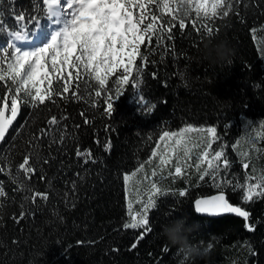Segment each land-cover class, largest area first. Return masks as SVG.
Returning <instances> with one entry per match:
<instances>
[{
	"label": "trees",
	"instance_id": "obj_1",
	"mask_svg": "<svg viewBox=\"0 0 264 264\" xmlns=\"http://www.w3.org/2000/svg\"><path fill=\"white\" fill-rule=\"evenodd\" d=\"M33 7L34 0H14L11 4L0 0V11L9 26L16 24L10 8L32 14ZM150 7L165 22L170 20L155 5ZM42 22L48 23L46 19ZM173 23L174 39L166 43L174 47L175 55L165 53L162 47L145 53L149 61L143 67L139 94L156 105L151 114L141 112L137 90L129 83L120 97L113 93V113L108 116L103 97L94 96L98 85L93 80L90 89L84 79L80 82L79 101L58 98L56 105L38 109L22 106L0 145V158L8 156L14 165L13 173L22 156L33 150L28 143L31 137H39V129L47 127L46 120L51 115L68 117L59 125L66 138L63 144L50 143L51 136L39 139L36 174L28 180L20 173L26 185L49 193L47 201L37 198L35 205L24 201L23 195L31 193L17 192L10 177L0 173V183L8 193L6 198H0V264H179L183 257L176 255L177 248L167 244L161 225L180 216H186L189 224L200 225L190 240L213 245L209 256L194 264H264V198L245 203L240 190L231 185L224 189L230 203L249 211V223L255 225L253 232L246 230L243 219L199 217L194 201L216 194L217 189L208 178L199 181L194 168L186 170L191 175L175 180L167 177L168 169L174 170L175 160L163 173L157 169L155 179L160 181L164 176L160 182L169 193L159 196L157 208L150 211L153 232L130 250L137 231L122 228L128 219L123 175L150 158L163 131L174 132L189 125L216 127L217 147L225 146L231 161L227 176L233 184L243 182L245 171L253 176L264 172V0H233L231 14L215 20L219 31L210 37L203 30L197 33L190 20L183 30ZM7 39L6 34H0V45L6 46ZM208 39L227 41L235 49L233 62L217 66L202 61L200 49ZM121 74L122 69L117 75ZM114 80L115 77L109 80L113 88ZM93 101L99 107H93ZM85 119L90 122L85 123ZM55 135L59 141V132ZM105 144L111 145L109 150H105ZM77 148L90 151L95 163L85 164L83 157L76 156ZM155 159L151 165L145 164L144 172L137 173V181L145 173L151 174ZM242 160L249 163V169H243ZM180 190L186 191L184 197L178 195ZM21 204L28 215L17 223L13 217L19 216ZM165 245L168 252L163 250ZM249 245L255 255L248 251Z\"/></svg>",
	"mask_w": 264,
	"mask_h": 264
},
{
	"label": "snow or ice",
	"instance_id": "obj_2",
	"mask_svg": "<svg viewBox=\"0 0 264 264\" xmlns=\"http://www.w3.org/2000/svg\"><path fill=\"white\" fill-rule=\"evenodd\" d=\"M13 2L14 0H9L10 4ZM236 2L239 3L240 0ZM151 5H155L156 10L168 14L170 20L165 22L161 16L156 15ZM232 10L233 0H188L187 12L183 18L178 19L175 0H42V2L34 0L32 14L9 9L16 21L13 26L5 22L4 13L0 11V34H6L8 37L6 46L0 45L2 54L0 86L3 89L0 92V142L4 141L22 106L38 109L46 107L47 104L56 105L58 98L64 101L70 98L81 100L82 79L88 83L90 89L93 87L90 82L93 80L96 82L98 88H95L94 96L103 97V104L106 106L104 111L108 116L113 113V93L115 97H120L124 92V86L129 83L137 90V104L141 107V112L151 114L156 105L139 94L143 67L149 61L145 53L162 47L165 53L171 52L175 55L174 47L166 43L167 40L174 39L173 22H177L179 28L183 30L186 28V22L190 20L197 33L203 30L210 37L214 31H219L215 20L227 18ZM42 19H46L48 23L44 24ZM39 33L46 35L47 42L39 47H33L31 38ZM138 59L141 64L136 63ZM161 59H164V55H161ZM121 69L122 74L117 75ZM112 77H115L114 88L109 85ZM92 106L99 107V104L93 101ZM66 119L67 116L62 115L58 118L51 115L46 120L47 127L39 129V137L33 135L28 142L33 150L22 156L21 162L15 165V173L12 171L14 165L8 156L0 158L3 161L0 163V173H6L10 177L12 183L16 185L15 190L31 193L30 196L23 195L24 201H31L35 205L37 198L48 200V192H39L26 185L20 173L22 172L24 179L28 180L36 174L34 161L38 162L39 158V139L51 136L50 143L63 144L66 133L60 130L59 125ZM89 122L85 119V123ZM261 128H264V122L261 123ZM57 132L59 141L55 135ZM190 133H199L201 140L207 141L195 158L194 169L198 173V179L204 182L208 178L217 189L216 194L194 201L196 213L209 216L234 214L244 220L247 231H255V225L249 223V211L230 203L224 189L231 185L234 190H240L241 200L245 203L264 198V172L253 176L245 171L243 182L233 184L227 176L231 161L226 154L225 146L221 144L219 150L214 149V144L219 140L217 128L189 125L177 132L163 131L151 151L150 158L140 163L130 174L123 175L126 192L130 183L142 185L147 182L143 191L140 187L136 188L135 202L140 207L133 210L132 202L129 201L128 219L122 224L124 230L137 231V237L130 250L136 249L139 243L153 232L150 211L157 208L159 196L169 193L160 182L165 177L161 176L160 181L155 179L158 175L157 169L163 173L175 160L174 170L169 168L167 177L175 180L185 174L191 175L190 172H186L187 169L193 168L192 149L189 147L193 144V139ZM104 147L105 150H109L111 145L105 144ZM233 148L235 149V145ZM181 151L182 156L179 155ZM75 154L78 158L83 157L85 164L89 161L95 163L90 151H81L77 148ZM243 155L246 156L247 153ZM152 158H157L158 163L152 168L151 174L145 173L142 180H134L137 173L144 172L145 164H152ZM241 163L243 169H249V163L243 160ZM41 179L44 177L41 176ZM253 180L254 183L251 182ZM75 187V182H72L73 190ZM178 195L184 197L186 191L180 190ZM7 196V191L0 183V198ZM0 207H3L2 201ZM20 207L19 216L13 217L17 223L28 215L24 210V204ZM212 247L213 245L209 243L208 250ZM163 250L168 252V246L165 245ZM248 251L252 255L256 254L250 245ZM179 254L177 251L176 255ZM179 264H186V258H182Z\"/></svg>",
	"mask_w": 264,
	"mask_h": 264
},
{
	"label": "clouds",
	"instance_id": "obj_3",
	"mask_svg": "<svg viewBox=\"0 0 264 264\" xmlns=\"http://www.w3.org/2000/svg\"><path fill=\"white\" fill-rule=\"evenodd\" d=\"M177 18H183L188 10V0H175ZM235 49L225 40L213 42L208 39L200 49L199 58L211 65H227L233 62ZM198 222L188 223L186 216H180L169 220L161 225V235L167 244L177 248L180 255L186 258L187 262L194 264L197 260H204L209 256L208 245L202 241L189 239L191 233L198 231Z\"/></svg>",
	"mask_w": 264,
	"mask_h": 264
},
{
	"label": "rangeland",
	"instance_id": "obj_4",
	"mask_svg": "<svg viewBox=\"0 0 264 264\" xmlns=\"http://www.w3.org/2000/svg\"><path fill=\"white\" fill-rule=\"evenodd\" d=\"M37 36H39L40 38L38 40V43L36 42L35 44H32L33 47H39V46H41V45H43L44 43L47 42V37H46V35L44 33H39ZM32 42H33V40H32ZM185 127H187V126H185ZM185 127H183V128H185ZM194 127H196V126H194ZM174 132H177V131H174ZM189 135H191L192 139H193V144L189 145V147H191V149H192V151H191V156H192L191 163L193 164V168H194L195 158L203 150V148L205 147L207 141L206 140H201V137H200L199 133H190ZM217 143H218V141H217ZM217 143L214 144V149L215 150H219V148L217 147L218 146ZM179 155L182 156L183 152L181 151L179 153ZM152 159H154V158H152ZM157 163H158V160L156 158L155 162H153V165L155 166ZM134 180L137 181L136 178H134ZM145 186H147L146 182H144V184H142V185L132 184V183L129 184V186H128L129 190L126 192L127 212H128V203H129V201L132 202L133 210H136V209H138L140 207V205L136 204V202H135V192H136V188L137 187L144 188ZM141 191H143V189H141ZM144 198H146V197H144Z\"/></svg>",
	"mask_w": 264,
	"mask_h": 264
},
{
	"label": "water",
	"instance_id": "obj_5",
	"mask_svg": "<svg viewBox=\"0 0 264 264\" xmlns=\"http://www.w3.org/2000/svg\"><path fill=\"white\" fill-rule=\"evenodd\" d=\"M20 112H21V110H20ZM20 112H19V114H18V117H19V115H20ZM18 117H17V119H18ZM16 119V120H17ZM16 120L13 122V124L16 122ZM11 128V127H10ZM9 128V129H10ZM7 135V134H6ZM2 144V142H0V145ZM214 195V194H213ZM206 197V196H205ZM200 198H202V197H200ZM199 199V198H198ZM193 206H194V204H193ZM194 211H195V208H194ZM195 213H196V211H195ZM196 215L197 216H199V217H202V218H207V219H212V220H214V219H220V218H223V217H235V218H238V219H242V218H239V217H236L234 214H222V215H220V216H209V215H207V214H198V213H196Z\"/></svg>",
	"mask_w": 264,
	"mask_h": 264
},
{
	"label": "bare ground",
	"instance_id": "obj_6",
	"mask_svg": "<svg viewBox=\"0 0 264 264\" xmlns=\"http://www.w3.org/2000/svg\"><path fill=\"white\" fill-rule=\"evenodd\" d=\"M36 36L32 39L33 40L32 44H35L36 42L38 43L40 37L39 36L36 37Z\"/></svg>",
	"mask_w": 264,
	"mask_h": 264
}]
</instances>
